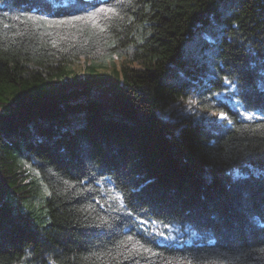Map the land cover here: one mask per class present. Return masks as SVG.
Wrapping results in <instances>:
<instances>
[{
	"label": "trees",
	"instance_id": "obj_1",
	"mask_svg": "<svg viewBox=\"0 0 264 264\" xmlns=\"http://www.w3.org/2000/svg\"><path fill=\"white\" fill-rule=\"evenodd\" d=\"M0 264H264V0H0Z\"/></svg>",
	"mask_w": 264,
	"mask_h": 264
},
{
	"label": "rangeland",
	"instance_id": "obj_2",
	"mask_svg": "<svg viewBox=\"0 0 264 264\" xmlns=\"http://www.w3.org/2000/svg\"><path fill=\"white\" fill-rule=\"evenodd\" d=\"M206 33L204 31L197 32L191 39L187 40L184 45L183 49L185 54L191 55L193 54L201 40L206 38ZM89 61L85 60L84 58L80 57L77 60H74L71 64L68 65V69L70 70L71 74L81 77L86 73V66L88 65ZM114 63L116 66H119V60L114 59ZM110 65L107 64L98 69V72L109 71ZM96 91H94V95ZM216 112H208L201 108H199L193 101L180 99L177 100L175 103L170 104L167 106L163 111L160 112V117L166 121H173L180 117H190L192 121L199 122L202 124H211V123H218L220 122V118L218 115H214ZM153 227H157L153 225ZM160 234L164 239L174 240L177 242H189L193 237L194 233L189 232L187 230H180L175 227H167L164 229H158ZM157 231V232H158Z\"/></svg>",
	"mask_w": 264,
	"mask_h": 264
},
{
	"label": "snow or ice",
	"instance_id": "obj_3",
	"mask_svg": "<svg viewBox=\"0 0 264 264\" xmlns=\"http://www.w3.org/2000/svg\"><path fill=\"white\" fill-rule=\"evenodd\" d=\"M104 11H105V9H97V12H104ZM107 11H113V10L108 9ZM97 12L88 13L86 17H74L73 19H91L94 21ZM41 19H43V18H41ZM226 83H230V81H226ZM214 115H218L221 120H228V117L224 112L214 113ZM251 118H252L251 116L248 117V119H251ZM228 123H231V120H228ZM129 239H131V238H129Z\"/></svg>",
	"mask_w": 264,
	"mask_h": 264
}]
</instances>
